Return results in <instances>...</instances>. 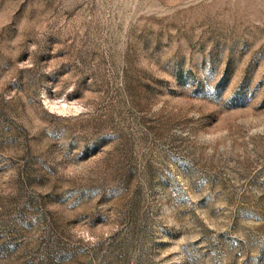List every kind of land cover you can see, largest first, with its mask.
<instances>
[{"label": "rangeland", "instance_id": "1", "mask_svg": "<svg viewBox=\"0 0 264 264\" xmlns=\"http://www.w3.org/2000/svg\"><path fill=\"white\" fill-rule=\"evenodd\" d=\"M0 264H264V0H0Z\"/></svg>", "mask_w": 264, "mask_h": 264}]
</instances>
